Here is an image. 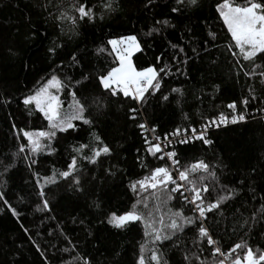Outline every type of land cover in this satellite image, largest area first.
Wrapping results in <instances>:
<instances>
[{
  "label": "trees",
  "instance_id": "16d2710c",
  "mask_svg": "<svg viewBox=\"0 0 264 264\" xmlns=\"http://www.w3.org/2000/svg\"><path fill=\"white\" fill-rule=\"evenodd\" d=\"M73 2L91 7L95 19L77 21L75 25L54 19L64 8L73 15L70 7ZM106 2L0 0V174H3L0 193L8 202L6 205L0 201V264H83L85 256L91 264H136L142 244L146 264H151L152 250L162 253L168 264H217L221 257L212 254L216 245H208L207 238L198 239L194 225L187 226L171 241L153 244L152 236H145L142 222L116 229L107 224L105 214L132 210L140 197L130 191V184L150 175L156 167H169L175 175L167 157L159 158L161 152L153 156L146 151L145 137L154 143L157 136L164 138L176 128L182 131L200 128L221 113L230 118L243 113L246 119L209 128L207 138L213 141L209 145L196 140L171 149L179 154L181 169L196 160L212 166L215 180L208 177L197 183L201 188L204 184L209 186L211 196L204 194L206 204L220 194H227V189L235 192L219 211L207 214L205 226L221 250L227 252L246 241L257 255L264 252V216L258 211L264 204V81L258 75L251 78L243 75L244 71L264 70V62L257 60L261 68L254 69L240 57L233 58L226 52L225 45L231 42V37L215 10L218 0H200L198 9L187 8L183 15L170 11L176 6L175 0H153L151 4L149 0H113L111 12L104 7ZM234 2L243 4L244 0ZM164 20L169 24L164 25ZM152 29L156 31L146 35ZM209 31L216 33V40L211 41ZM127 35L136 36L141 44L142 51L133 55L137 69L153 66L159 72L167 64V74H159L161 89L154 94H150L151 89L145 93L147 102L141 107L122 94L104 95L94 78L84 82L78 86L81 98H87L91 104L93 98L104 95L107 103L101 111L90 108L93 124L82 125L71 135L57 132L51 141L53 152L33 154L26 148L19 153V145L27 144L19 129L48 130L42 114L34 106L26 108L23 98L34 93L62 60L67 65V55L73 50L82 56V64L62 65L57 72L61 78L80 80L82 72L94 75L117 66L107 41ZM54 43L62 45L59 56L47 53ZM99 48L104 51L98 52ZM179 48H184V52ZM192 48L197 49L198 55ZM237 59L241 64H236ZM174 88L182 94L172 92ZM165 95L168 100L162 99ZM253 96L256 98L252 99ZM60 99L62 109L69 110L70 97L65 91L60 92ZM245 99L247 105L242 103ZM233 103L235 111L228 107ZM129 108H136L137 112L129 113ZM131 115L136 119H129ZM139 123H145L148 130L139 129ZM153 127L155 132L151 131ZM95 135L112 149V155L102 157L97 165L78 158L81 191H71L68 181L58 179L56 184L43 188L51 210H37L42 209L38 192L44 185L43 178L66 170L73 155H91L90 149L102 146L94 140ZM18 136L21 138L17 139ZM81 144L88 147L81 153L73 152ZM31 159L37 162L29 166ZM5 166H9L7 172ZM108 169L114 175H108ZM200 175L207 173L190 174L189 179ZM158 194L163 201L162 191ZM172 196L164 203L149 196V207L145 209L138 204L136 210L145 216L153 211L157 219L163 214L165 226L170 223L171 212L177 210L185 216H197L178 193ZM97 203L99 208L95 206ZM158 203L160 212L155 213ZM8 205L19 216H13ZM241 224L244 226L240 227ZM244 251L237 249L234 256L242 257Z\"/></svg>",
  "mask_w": 264,
  "mask_h": 264
},
{
  "label": "snow or ice",
  "instance_id": "6c2138e0",
  "mask_svg": "<svg viewBox=\"0 0 264 264\" xmlns=\"http://www.w3.org/2000/svg\"><path fill=\"white\" fill-rule=\"evenodd\" d=\"M152 2L153 0H149L150 4ZM175 5L176 6L171 7L170 11L183 15L184 10L187 8L198 9L200 7V0H175ZM70 7L73 15H69V9L64 8L60 10V14L55 16L54 19L58 21L68 20L73 25H75L77 21L90 22L95 19L93 9L84 3L73 2ZM104 7L108 12L113 11V0H107ZM215 10L231 37V42L225 45L226 52L233 58L240 57L243 61L251 64L254 69L261 68V65L256 64V61L260 60L264 62V0H244L243 4L235 3L234 0H218L215 5ZM157 23L160 22L157 21ZM163 24L168 25L169 22L164 20ZM152 31H156V29L150 30L146 35H151ZM37 34L39 33H33V35ZM207 35L211 38V41L217 38L214 31H209ZM107 43L111 45V51L115 54L114 59L118 62L117 66L112 67L106 72H97L94 75L82 72L80 74V80H75L73 77L69 76L61 78L57 72L60 71L62 65L64 67H78L82 64V56L78 55L76 51L73 50L67 55V65H64V61L62 60L60 65H56L53 74H51L34 93L23 98L22 103L26 108L34 106L35 110L42 114L43 118L48 122V130L32 132L19 129L18 131L22 134V138L27 141V144L22 143L19 145V153H24L26 148L33 154L45 150L49 152L55 151V149L51 147V141L56 137L57 132L71 135L72 133H77L82 125H92L93 120L89 110L91 107H95L97 111L106 108L107 103L104 99V95L109 97H120L122 94L124 98H128L143 107L147 102L145 93H149L151 89L152 92L150 94H154L161 89L162 76L159 74H167L166 69L168 66L165 64L164 68L159 69V72L152 66L137 70L131 59L134 53L142 51L141 44L136 36H121L119 39H109ZM61 47V44L54 43L52 47L47 49V53L49 55L59 56L58 49ZM172 47L177 48V45L172 44ZM97 51L103 52L104 49L99 48ZM179 51L183 53L184 48H179ZM192 52L198 55L196 48H192ZM172 59H176V57ZM235 62L238 65L241 64L240 59H237ZM53 63H55V61ZM25 67H27V65H25ZM177 71H179V69H177ZM243 75L249 78L258 75L261 80L264 81V70L259 71V73L255 70L244 71ZM93 78L98 82V88L104 95L93 98L90 104L87 98H81L78 95L80 90L78 86H83L84 82H91ZM61 91H65L66 95L70 97L69 110L67 111L62 109V101L59 96ZM172 92L181 93V90L174 88ZM255 98V96L252 97V99ZM162 99L168 100V96L165 95ZM242 103L247 105L248 100L245 99ZM228 107L235 111V103L229 104ZM128 111L129 113H136L137 109L129 108ZM129 119L135 120L136 116L131 115ZM245 119V115L240 113L238 115H232L230 122L232 124H237L244 122ZM228 123L229 118L221 113L218 120L212 119L201 125V130L199 132L196 128H192L191 136L181 138L177 143L188 144L190 141L198 140L205 145H209L213 143V141L207 138L208 129L211 127L219 128L221 125L226 126ZM13 127H15V125H13ZM137 127L144 131L148 130L145 123H139ZM151 131L155 132V128L153 127ZM181 131L180 128H176L170 136L172 138L178 137ZM183 131L187 132L188 129H184ZM20 138L19 136L17 137V139ZM164 139L168 144H172L173 142L167 134ZM94 140L102 146L90 149L91 155L83 157L73 155L66 170L59 171L58 173L54 172L52 177L43 178L44 185L40 186L41 191L38 192L42 201V209L38 207L37 210H51L50 203L46 198V193L43 188L48 184H56L58 179L68 181V188L71 191H81V170L77 168L78 158L87 160L89 164L97 165L100 163L102 157H110L112 155V149L108 145L103 144L99 135H95ZM155 140L159 141L160 137H155ZM144 143L147 145L146 151L150 155L156 156L157 153L162 151L160 143L150 142L147 137L144 138ZM86 147L88 146L81 144L74 148L73 152L81 153ZM164 156L170 161L177 175L174 176L169 170V167H156L151 171L150 175L131 183L129 186L130 191L134 195L140 197V199L133 204L132 210L122 214H117L116 212L105 214L107 224L116 229H124L129 224L142 222L145 228L144 234L145 236H152L153 244L171 241L177 233L183 232L187 226L194 225L198 233V239L207 238L208 245H216L212 248L213 256L223 257V259L218 260L217 264H225L229 256L235 253L237 249H245V251L242 257L236 255L232 260V264H261V262H264V252H260L259 255H257L253 249L247 245L246 241H241V243L235 244L227 252H223L218 246L217 241L213 240L209 233V229L205 226L208 218L207 214H214L215 211H219L225 201L235 195L233 189H227V194H220L215 200L207 204L205 203L204 194L206 193L208 196H211V191L207 184H204L201 188L197 186V183L206 180L208 177H212L215 180L216 173L212 170V166L203 160H196L181 169L178 158L179 154L176 151H168ZM164 156L159 158L164 159ZM25 159H28V157L26 156ZM36 162L35 159H31L29 166ZM8 167L9 166H5L4 172L8 171ZM106 172L108 175H114L111 169L106 170ZM198 172L207 173V176L200 175L197 179H189L190 174ZM2 175L3 174H0V176ZM37 183L39 184V181ZM170 185L172 187H169ZM185 185H189V187H185ZM224 187L226 188V186ZM181 189H184V191H181ZM161 191L164 197L163 201H161V195L158 194ZM185 191L189 192L190 196H186L184 194ZM144 193H149V196H152L162 203L173 199L172 193H178L186 203L193 206L192 211L198 213V215L193 218L185 216L180 210L175 212L169 210L171 212L169 216L170 223L165 226L163 214L157 219L153 211H148L145 216L136 210L138 204H143L145 209L149 207V196L143 195ZM0 201H3L6 205L8 204L7 200L4 199L3 193H0ZM95 206L97 208L100 207L98 203ZM8 207L13 216H19L16 209L12 208L10 205H8ZM160 207L161 204L159 203L155 205V213L160 212ZM258 211L264 216V204L261 205ZM253 219H256V217L254 216ZM245 223H247V221H245ZM157 224H160L161 227H157ZM243 226V224L240 225V227ZM144 251L145 248L142 244L136 264H146ZM184 259L187 261L189 257L186 255ZM196 259L198 260L199 257L197 256ZM150 261L151 264H168V262L163 259V254L158 253L156 250L151 251ZM83 264H91L87 256L83 258ZM201 264H203V262H201Z\"/></svg>",
  "mask_w": 264,
  "mask_h": 264
},
{
  "label": "built area",
  "instance_id": "2783aa9c",
  "mask_svg": "<svg viewBox=\"0 0 264 264\" xmlns=\"http://www.w3.org/2000/svg\"><path fill=\"white\" fill-rule=\"evenodd\" d=\"M264 116V115H263ZM227 117V116H226ZM229 118V123L228 124H230L231 122H230V120H231V118L230 117H228ZM219 119V117L217 118V120ZM210 121V120H209ZM208 122V121H207ZM206 122V123H207ZM205 124V123H204ZM221 126H223V125H221ZM193 128H195V127H193ZM211 128H216V127H211ZM192 129V128H191ZM191 129H189L187 132H185V131H181V133H180V136H178V137H175V138H172L171 136H170V134H169V138L170 139H172L173 140V142H172V144H168V142L164 139V138H160V140L159 141H156V142H154V143H160L161 144V148H162V151H161V153H162V156H164V154L166 153V152H168V151H172V147H174L175 145H180V143H177V141L179 140V139H181V138H184V137H186V136H191ZM197 129V131L199 132L200 130H201V127L200 128H196ZM164 157H166V156H164ZM170 162V161H169ZM173 169V168H172ZM173 171H174V176H176L177 174H176V171H175V169H173ZM185 187H187L186 185H185ZM183 191H184V189H182ZM184 194L186 195V196H190V193L189 192H187V191H185L184 192ZM192 206V205H191ZM193 207V206H192ZM196 213V212H195ZM196 215H198V213H196ZM221 257V259H223V257L222 256H220ZM234 253L231 255V256H229V258L226 260V262H225V264H232V260L234 259Z\"/></svg>",
  "mask_w": 264,
  "mask_h": 264
},
{
  "label": "rangeland",
  "instance_id": "374dc122",
  "mask_svg": "<svg viewBox=\"0 0 264 264\" xmlns=\"http://www.w3.org/2000/svg\"><path fill=\"white\" fill-rule=\"evenodd\" d=\"M127 36H130V35H127ZM126 37V36H125ZM120 37H118V38H113V39H119ZM134 55V54H133ZM132 63H133V65H134V60H133V56H132ZM134 67H136L135 65H134ZM153 67V66H152ZM155 68V67H154ZM137 70H142V69H137ZM59 96H60V93H59Z\"/></svg>",
  "mask_w": 264,
  "mask_h": 264
}]
</instances>
